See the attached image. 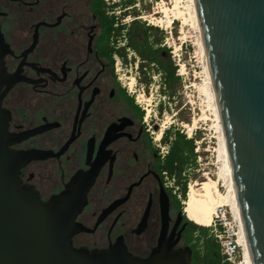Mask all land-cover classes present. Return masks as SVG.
Segmentation results:
<instances>
[{
	"label": "flooded vegetation",
	"instance_id": "af4514ba",
	"mask_svg": "<svg viewBox=\"0 0 264 264\" xmlns=\"http://www.w3.org/2000/svg\"><path fill=\"white\" fill-rule=\"evenodd\" d=\"M103 33L93 0H0L1 106L8 131L26 136L13 148L51 152L27 163L21 178L47 201L77 171L100 166L77 217L90 230L74 235L76 247L120 238L147 257L163 226L175 248L186 247L188 221L166 184L163 143L152 141L118 80Z\"/></svg>",
	"mask_w": 264,
	"mask_h": 264
},
{
	"label": "water",
	"instance_id": "95a60500",
	"mask_svg": "<svg viewBox=\"0 0 264 264\" xmlns=\"http://www.w3.org/2000/svg\"><path fill=\"white\" fill-rule=\"evenodd\" d=\"M196 4L251 253L254 264H264V0ZM4 94L0 264H194L191 247L175 248L177 240L167 237L165 226L147 257L133 254L120 238L107 248L76 247L74 235L90 230L77 217L100 166L77 171L61 192L43 200L33 186L23 183L20 173L27 163L51 152L13 148L26 136L8 131L10 117L1 106Z\"/></svg>",
	"mask_w": 264,
	"mask_h": 264
},
{
	"label": "rangeland",
	"instance_id": "374dc122",
	"mask_svg": "<svg viewBox=\"0 0 264 264\" xmlns=\"http://www.w3.org/2000/svg\"><path fill=\"white\" fill-rule=\"evenodd\" d=\"M113 1L110 0L108 3H112ZM138 5L142 9L140 17L143 20L160 27V29L166 32L165 44L170 48L174 60L178 65L183 85L180 88L178 97L171 102L160 92L161 80L159 74L153 76V82L147 89L138 79V75L140 74L138 59L134 62L129 60L128 64H125L120 58L118 61L117 59L115 60L114 66L118 80L126 90L128 97L133 99L134 104L144 112L143 120H146L145 124L154 136L152 139L154 143H160L164 131L171 126L180 128L188 137L196 136L198 138L196 141L198 164L190 169L188 173V194L191 185L212 180L216 182L220 193L226 196V194L230 193L228 189L229 177L225 173L224 157L220 151V131H218L213 104L209 97L207 61L192 1L143 0ZM164 7L169 9V13L161 12ZM115 11L116 14L120 13L119 8H116ZM168 14L169 16H167ZM132 18L133 16H128L125 20L128 22ZM174 52L176 53L175 55ZM128 53L129 59L135 57L134 52L129 51ZM160 100L163 102L162 114H160ZM161 130H163V134L158 138V133ZM162 147H164V144H162ZM171 182L173 183L174 181L171 180ZM196 188H200V186L197 185ZM179 193L178 189L177 194ZM187 198H181V205L184 213H186L187 220L193 222L191 220L193 218L185 212ZM229 199L230 197L227 201ZM227 201L223 202V206L218 208V210L222 209L225 212L228 223L226 227L223 226L226 231L222 233V240L233 239L240 252L239 260L235 264H242L245 247L241 241L240 222L235 210H233L231 199L229 202ZM173 202L175 205H178L175 197H173ZM214 222L219 225L223 221L214 215ZM214 222L207 225L214 228ZM227 262V264H234L229 261Z\"/></svg>",
	"mask_w": 264,
	"mask_h": 264
},
{
	"label": "trees",
	"instance_id": "16d2710c",
	"mask_svg": "<svg viewBox=\"0 0 264 264\" xmlns=\"http://www.w3.org/2000/svg\"><path fill=\"white\" fill-rule=\"evenodd\" d=\"M108 1L110 0H93V10L104 25L102 39L108 57L115 63L118 56L125 64L129 60L134 62L138 59L139 81L148 89L153 76L159 74L161 94L170 102L174 101L179 95L183 79L170 48L165 44L166 32L140 17L142 9L138 4L143 0ZM116 8H119V14H116ZM128 16L133 18L127 22L125 19ZM129 51L134 52L135 57L129 59ZM131 102L134 104L133 99ZM162 110L163 102L160 100V114ZM197 139L196 136L188 137L180 128L171 126L164 131L161 140L164 145L169 146L162 158V169L167 171L169 178L174 180L179 189L180 198L172 195L181 209V198L186 199L188 195V173L198 164ZM191 220L193 222L187 220L185 242L191 247L194 264H227L214 228L199 220ZM194 221L198 223L195 224ZM218 228L224 230L222 225Z\"/></svg>",
	"mask_w": 264,
	"mask_h": 264
},
{
	"label": "bare ground",
	"instance_id": "6f19581e",
	"mask_svg": "<svg viewBox=\"0 0 264 264\" xmlns=\"http://www.w3.org/2000/svg\"><path fill=\"white\" fill-rule=\"evenodd\" d=\"M191 1H192V5L194 8L197 26H198L200 33H201V27H200V22H199V17H198L196 0H191ZM168 10L169 9H167V7H164L161 12L167 13ZM167 16H169V14ZM201 40H202V44H203V48H204V52H205V56H206V61H207L206 67H207V74H208V81H209V97H210L212 104H213V109L215 112L214 114L216 116V121L218 123L217 124V127L219 129L218 131H220V140H221L220 141L221 142L220 151L224 157L223 162H224L225 173L229 177V188L228 189H229L230 193L228 195L226 194V196L221 194L219 189H218L216 182H214L212 180L203 181L201 184L196 183L195 185H191L190 190H189V194H188V198L186 201L185 212H187L188 215L190 217H192L193 219L199 220V221L206 223V224H210L213 222L214 215H216L218 208L223 206V202L227 201V199L230 197L231 203H232L233 208H234L233 210H235V212L238 216L239 222H240L241 241L243 242V245L245 247L244 261L242 264H254V260H253V256L251 253L247 232H246L244 221H243V216H242V212H241V207H240V203H239L237 189H236V185H235L234 173H233V168L231 165V160H230V155H229V149H228L224 124H223V119H222L220 108H219L217 93H216V89H215V85H214V81H213V77H212V72H211V67H210L209 59H208L207 52L205 49V43L203 40L202 33H201ZM162 134H163V130H161L158 133V138H160L162 136ZM197 185H199L200 188H196ZM230 199H229V201H230ZM229 201H227V202H229Z\"/></svg>",
	"mask_w": 264,
	"mask_h": 264
},
{
	"label": "built area",
	"instance_id": "2783aa9c",
	"mask_svg": "<svg viewBox=\"0 0 264 264\" xmlns=\"http://www.w3.org/2000/svg\"><path fill=\"white\" fill-rule=\"evenodd\" d=\"M114 1H116V0H114ZM175 54L176 53L174 52V55ZM116 59L118 61L119 60V57L116 56ZM161 148H163L161 150V155L164 157L165 154L168 152L169 146L168 145H164V147L161 146ZM171 180H173V179L167 178V181H166L167 183L166 184H167V186L173 187L174 188V192L176 193L177 190H178V187L176 185L174 186V182L172 183ZM178 196L180 197V194H178ZM216 218H218L221 221H223L221 224L218 225L216 222H214V219H213V222H214V232H215V235L218 238L219 242L222 245V253L225 256V258H226L227 261H229L230 263H234L235 264V263H237V261L239 260V257H240V252H239L238 246L236 245V243L233 241L232 238H228V239L222 240V233L226 231V229L223 226L226 227L227 224H228L227 223V220H226V214H225V212L222 209H219L217 211V213H216ZM220 225H222V227L224 228L223 231L219 230L218 227ZM239 263H240V261H239Z\"/></svg>",
	"mask_w": 264,
	"mask_h": 264
}]
</instances>
